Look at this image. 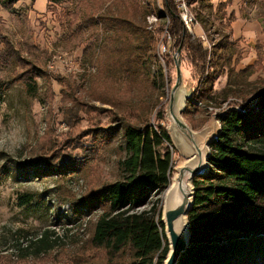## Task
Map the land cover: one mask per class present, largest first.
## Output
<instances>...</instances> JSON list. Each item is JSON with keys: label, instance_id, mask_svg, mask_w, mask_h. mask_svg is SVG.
Masks as SVG:
<instances>
[{"label": "rangeland", "instance_id": "rangeland-1", "mask_svg": "<svg viewBox=\"0 0 264 264\" xmlns=\"http://www.w3.org/2000/svg\"><path fill=\"white\" fill-rule=\"evenodd\" d=\"M165 1L138 0L136 6L133 0H83L56 6L49 0H22L12 9L0 6V86H7L0 107V264L108 262L102 252H80L102 212L79 214L77 202L94 190L124 179L119 168V162L127 156L123 122L166 128L173 144L170 151L171 185L174 184L176 169L189 161L177 144L182 135L177 131L175 137L172 132L175 126L171 98L177 84V60L181 61L182 83L175 97L176 112L192 132L207 137L206 155L211 153L207 142L221 129L218 116L230 106L253 102L264 90V0H188L196 17L203 16L207 28L197 17L202 28H196L194 36L188 34L199 41L212 62L221 55L220 43H228L225 51L232 58L225 65L224 74L217 78L212 93L216 100L209 104L197 99L195 70L183 59L182 50L179 54L173 45L170 44V53L174 63L170 68L156 46L149 59V79L142 80L135 75L126 76L122 68L118 71L116 65H111L115 58L109 60L106 52L111 58L116 48L104 47L103 33L73 47L65 40L69 32L58 22V16L76 10L96 16L111 12L113 17L122 10L131 17L134 13L136 24L149 31L154 24L156 33L166 24L165 18L158 16L165 11ZM220 6L222 10L218 9ZM147 8L151 11L148 16L142 13ZM202 32L206 33L209 47L198 38ZM89 44L95 50L88 58L83 53ZM124 46L122 59L128 50V45ZM14 50L18 52L17 60H6ZM158 66L163 69V82L155 76ZM42 67L45 72L34 82L36 93L30 94L17 77L29 70L27 76L34 78L39 72L35 68ZM192 98L194 104H190ZM110 128H114V135L107 140L101 134ZM46 158L54 165L75 162L80 172L37 177L22 170V164ZM39 167L44 169V163H39ZM169 188L153 193L148 204L135 211H150L153 206L164 208ZM24 194L37 197L22 207L19 203ZM42 240L47 244L42 245ZM258 242L261 243H256L253 264H264V238ZM246 261L242 256L240 263L247 264Z\"/></svg>", "mask_w": 264, "mask_h": 264}, {"label": "trees", "instance_id": "trees-1", "mask_svg": "<svg viewBox=\"0 0 264 264\" xmlns=\"http://www.w3.org/2000/svg\"><path fill=\"white\" fill-rule=\"evenodd\" d=\"M20 1L0 0V6L12 9ZM72 1L83 0H49V3L59 6ZM133 1L136 6L139 5L138 0ZM164 7V13L159 12L158 16H168L170 24L160 26L156 33L137 25L134 13L131 17L122 10L115 17L111 12L96 16L92 12L82 14L76 10L58 16V22L69 32L65 40L70 41L73 47L80 46L99 32L103 33L104 47L112 45L116 48L111 52V58L106 52L109 60L115 58L111 65H116L118 71L122 68L126 76L131 75L133 78L135 75L142 80L149 79V59L152 54L154 56L156 46L159 47L161 42L167 43L165 38L160 39V35L167 31L174 50L181 48L185 55L183 59L195 70L198 78V93H195L198 94L197 99L209 104L216 100L212 93L217 78L224 74L225 65L232 61L231 55L225 51L228 43H220L218 48L222 51L221 55L212 62L199 41L185 31L172 0L165 1ZM218 9L222 10L221 6ZM142 13L148 16L151 11L147 8ZM197 17L201 23L204 22L202 15L198 14ZM202 25L207 30L205 24ZM126 45L128 50L122 59V48ZM260 46L258 43L257 49ZM94 48L93 44H89L83 54L92 57ZM14 51L5 59L17 60L18 52ZM162 56L170 68L174 63L172 54ZM35 70L39 72L35 73L34 78L27 76L29 70L17 77L18 81L26 85L30 94L36 93V77L45 72L44 67ZM155 76L164 81L161 66L157 67ZM6 87L0 86V107ZM190 104H194L193 98ZM218 119L221 132L210 145L209 170L193 181L194 205L188 215L189 245L178 264H242V256L245 261L248 260L247 264H253L256 243H261L258 241L264 238V150L256 149L264 147V90L258 93L253 102L230 106ZM121 127L127 154L119 162L124 179L94 190L77 202L81 209L79 214L86 211L90 214L97 210L102 212L80 252H102L108 258L106 264H165L169 242L162 222L163 208L158 210L153 206L150 211L141 213L135 210L146 206L153 193H163L170 187L173 170L170 151L172 140L166 128L161 125L146 123L134 126L123 122ZM94 134L98 138V134ZM101 135L110 140L114 128L105 130ZM45 160L24 163L21 165L22 170L26 175L33 173L37 177L80 172L75 162L62 166L54 165L51 159ZM41 162L44 163V169L39 167ZM36 197L35 194H24L20 197L19 205L27 206ZM41 243L47 244L46 240ZM40 253L46 252L40 250ZM261 256V261H264V254Z\"/></svg>", "mask_w": 264, "mask_h": 264}, {"label": "water", "instance_id": "water-1", "mask_svg": "<svg viewBox=\"0 0 264 264\" xmlns=\"http://www.w3.org/2000/svg\"><path fill=\"white\" fill-rule=\"evenodd\" d=\"M178 51V53L180 54L181 48ZM180 63V60L176 61L177 84L172 90L173 95L171 98V109L175 103V96L177 95V91L182 83V71ZM171 114L176 118L173 112H171ZM175 120L183 129L188 130V132L191 131L184 122H181L178 119ZM220 132L221 129L217 132V134L213 135V138H211L207 142L208 146H210L213 141L218 138ZM191 133L193 132L191 131ZM183 154L189 161L184 166L176 169L177 175L175 178V182L170 186L168 190L170 195L174 194V196H177L179 198L180 204L172 207L171 209H167L162 218V222L165 225L166 237L169 242V254L167 260L165 261V264H178L182 254L188 248L190 239V224L188 222V215L194 205L193 181L196 177L205 175L209 170L207 159L209 158L210 153L205 155V161L201 165L196 164L195 159H197V154L195 150L186 151V153ZM188 187H190L189 191H187Z\"/></svg>", "mask_w": 264, "mask_h": 264}, {"label": "bare ground", "instance_id": "bare-ground-1", "mask_svg": "<svg viewBox=\"0 0 264 264\" xmlns=\"http://www.w3.org/2000/svg\"><path fill=\"white\" fill-rule=\"evenodd\" d=\"M176 97V96H175ZM184 102V99H183ZM182 102V104H183ZM177 109V104L174 103L173 105V114L176 116V118L171 114L173 122H174V126L175 128L172 129V132L174 133L175 137H178V134L180 133L183 137V139L178 140L177 144H179L183 150V153H186V151H191V150H195L196 154H197V159H195L196 164H202L205 161V155H206V147H205V142L207 140V137L204 135H199L197 133H191V131L188 132V130L183 129L175 119H178L179 121L182 122L180 116H179V112H176ZM178 129V130H177ZM179 131V133L177 132ZM177 175V173H176ZM175 175V178H176ZM175 178H174V182H175ZM190 190V187H188L187 191ZM168 192V193H167ZM166 193V197H165V204H164V208H163V215L165 213V211L167 209H171L172 207L177 206L178 204H180V200L177 196L170 195L169 191H167ZM185 225V223H184ZM171 251V249H170Z\"/></svg>", "mask_w": 264, "mask_h": 264}, {"label": "built area", "instance_id": "built-area-1", "mask_svg": "<svg viewBox=\"0 0 264 264\" xmlns=\"http://www.w3.org/2000/svg\"><path fill=\"white\" fill-rule=\"evenodd\" d=\"M176 10L178 12V17L183 23L184 29L187 33L191 34L192 36L195 35L196 28H202L196 15L193 13L192 9L190 8V5L188 3V0H172ZM166 24H170L169 17L167 16L165 18ZM150 31L155 32L157 28H155L154 24H151L149 26ZM163 39L165 38L167 40V43L161 42L159 45V49L161 53L168 54L171 51L170 44L173 45L172 39L169 35H167V31L163 34ZM201 42H203L207 47H209V41L206 36V33L202 32L200 35H198Z\"/></svg>", "mask_w": 264, "mask_h": 264}]
</instances>
